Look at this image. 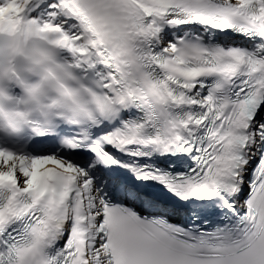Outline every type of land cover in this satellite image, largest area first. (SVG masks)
Returning a JSON list of instances; mask_svg holds the SVG:
<instances>
[{"label":"snow or ice","instance_id":"6c2138e0","mask_svg":"<svg viewBox=\"0 0 264 264\" xmlns=\"http://www.w3.org/2000/svg\"><path fill=\"white\" fill-rule=\"evenodd\" d=\"M0 130V264H264V0H0Z\"/></svg>","mask_w":264,"mask_h":264},{"label":"clouds","instance_id":"9594fccd","mask_svg":"<svg viewBox=\"0 0 264 264\" xmlns=\"http://www.w3.org/2000/svg\"><path fill=\"white\" fill-rule=\"evenodd\" d=\"M0 131H3V130H0Z\"/></svg>","mask_w":264,"mask_h":264}]
</instances>
